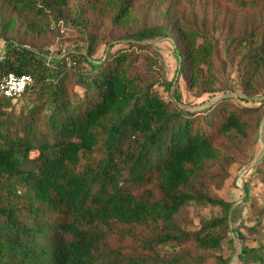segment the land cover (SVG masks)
Returning a JSON list of instances; mask_svg holds the SVG:
<instances>
[{
	"label": "trees",
	"instance_id": "16d2710c",
	"mask_svg": "<svg viewBox=\"0 0 264 264\" xmlns=\"http://www.w3.org/2000/svg\"><path fill=\"white\" fill-rule=\"evenodd\" d=\"M209 1L0 0V80L32 79L19 100L0 97V264H203L178 247L218 252L230 232L243 239L230 227L239 212L216 192L264 130V0H212L227 8L210 11ZM48 18L75 28L86 53L49 58L27 48ZM155 40L172 42L175 72L192 86L226 68L220 52L237 51L242 94L187 110L175 79L137 66V51ZM115 41L127 50L112 52ZM188 207L223 216L188 231ZM236 260L264 264V244L242 245Z\"/></svg>",
	"mask_w": 264,
	"mask_h": 264
},
{
	"label": "rangeland",
	"instance_id": "374dc122",
	"mask_svg": "<svg viewBox=\"0 0 264 264\" xmlns=\"http://www.w3.org/2000/svg\"><path fill=\"white\" fill-rule=\"evenodd\" d=\"M209 11L211 8H219L223 10V4L217 1H209ZM183 10L187 9L186 5L182 6ZM221 12L219 18L223 16ZM229 19H239L241 14H235V11L230 7L226 14ZM39 34L28 33L27 43L25 46L32 50H37L46 53L49 58L59 57L65 58L69 52L77 51L86 53L87 43L82 39L78 31L65 22L54 23L53 19L48 18L42 20L39 25ZM107 25L102 26L104 36H106ZM101 36V35H100ZM107 39L99 43L98 50L93 55L97 59L104 55L107 46ZM114 45L112 52L118 50H127L125 42H111ZM148 47L143 51H137L140 59L137 61V66L140 70L148 68L151 65L150 75L154 79H166L171 81L175 79L178 82V91L181 95V100L187 110L200 111L205 107L210 106L214 102L228 97L241 95L238 79L235 75L236 62L238 56H235L237 51H232L229 57L220 52V60L226 63V68L221 73L210 75V79L201 86H192L190 81L179 76L175 70L178 66L177 56L174 52V45L167 40H155L148 43ZM4 43L0 40V56ZM146 57L152 59L151 62H146ZM219 61L215 62L216 71L219 69ZM162 98L166 99L167 94L162 91L159 86L154 89ZM78 92V90L76 89ZM234 102H236L234 100ZM239 104V102H236ZM264 130L259 129L258 140L255 139V133L252 134L248 143L244 146L243 152L236 157L234 163L230 166L228 177L222 188L216 192L219 199L226 204H230L231 211L237 210L239 218H237L236 226L230 224L231 228L236 227L243 239L237 238L232 232L229 236L232 241L222 246L220 251H205L195 252L193 245L186 244L182 248L189 250L192 256L203 255L205 260L203 264H214L216 257L229 259V264H237L236 257L240 252L242 245L249 247L264 244V140L259 139ZM247 191V192H245ZM259 212V215L254 213ZM223 216V211L219 208H194L188 207L182 216L181 225L188 231H195L200 227L201 221L209 218H218ZM259 218V221L257 219ZM170 249L164 250V255L169 256Z\"/></svg>",
	"mask_w": 264,
	"mask_h": 264
},
{
	"label": "built area",
	"instance_id": "2783aa9c",
	"mask_svg": "<svg viewBox=\"0 0 264 264\" xmlns=\"http://www.w3.org/2000/svg\"><path fill=\"white\" fill-rule=\"evenodd\" d=\"M31 84L32 79L29 76L9 73L0 80V97L17 101Z\"/></svg>",
	"mask_w": 264,
	"mask_h": 264
}]
</instances>
